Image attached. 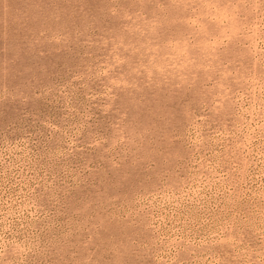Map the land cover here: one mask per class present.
Wrapping results in <instances>:
<instances>
[{
	"label": "rangeland",
	"instance_id": "374dc122",
	"mask_svg": "<svg viewBox=\"0 0 264 264\" xmlns=\"http://www.w3.org/2000/svg\"><path fill=\"white\" fill-rule=\"evenodd\" d=\"M0 264H264V0H0Z\"/></svg>",
	"mask_w": 264,
	"mask_h": 264
}]
</instances>
